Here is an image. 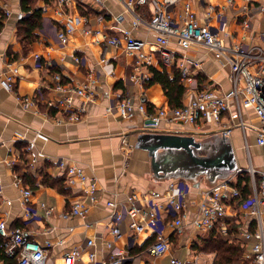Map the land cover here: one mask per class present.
<instances>
[{"label":"crops","instance_id":"1","mask_svg":"<svg viewBox=\"0 0 264 264\" xmlns=\"http://www.w3.org/2000/svg\"><path fill=\"white\" fill-rule=\"evenodd\" d=\"M40 0L38 6L44 8L43 27L38 28V39L27 49L20 33L19 13L22 0H0V8L5 11V18L0 17V219H5L10 227H22L41 244L52 241L49 248L50 264H64V253L77 247L81 256L75 264H114L111 260L113 250L121 251L122 264H169L171 256H177L187 262L197 264H214L217 252L207 249L208 241L223 234L220 228L198 230L191 219L197 211L205 189L216 186L229 175L226 168H208L205 174L194 177L189 185L188 200L190 215L185 220L182 231L171 224L173 216L163 213L165 227L163 235L170 241V251L159 255L149 248L157 233L152 229L141 233H133L129 228V218L120 225L122 235L117 237L111 233L110 214L112 208L108 200H125L134 193L141 196L152 190L164 191L173 181H182V162L177 149L158 150L152 152L142 142L143 136L150 134L193 135L207 144L206 157L216 158L226 149L233 153L235 167H247L250 163L258 170H264V144L257 142L260 121L253 107H244L243 118L250 124L246 131L234 126L226 135L222 125L213 119H207L198 126L183 124L177 121L160 120L157 127H147L146 119L141 114L132 118H123L119 113H109L107 107L126 95L135 103L145 102L152 109L169 107V100L160 83L141 84L133 79L137 72L152 75V68L172 71V67L163 65L156 46L154 33L143 28L134 29L137 38L147 42L146 50H152L155 58L151 65L138 68L136 56L130 55L123 46L107 45L102 40V33L119 34L120 29L131 28L130 16L124 12L118 0H103L101 6L93 0H79L77 6H69L62 11L58 0ZM186 2H191L199 20L208 23L227 43L257 42L260 32H264V0H181L175 14L178 15ZM81 4L89 5L93 12L84 14L80 11ZM212 5L222 10L225 15L222 30L215 14L208 15L207 6ZM248 6V10L245 6ZM153 4L141 6L140 12L150 16ZM8 12V14H7ZM82 15L88 22L79 25L71 35L68 43L62 45L57 40V31L66 27L70 17ZM124 15L121 22L116 20ZM249 21V26L244 24ZM87 29V30H86ZM179 55L196 59H204L202 70L194 84L186 82L187 87L183 103L189 102L198 88H212L218 93L231 90L230 68L220 64L214 56L201 46H193L185 50L174 43ZM42 56V66L36 65L35 54ZM81 56L83 63L75 62V56ZM17 68V77L13 92L1 86L6 73ZM53 68H58L67 81L83 84L88 75L95 77L96 99L85 101L76 97L75 103L85 108L79 121L58 123L57 118H67L58 106L57 100L61 93L55 89ZM140 74V76H142ZM29 97L35 105L25 106L19 99ZM236 107L230 109L224 117L225 125L231 123V114ZM24 139H20V137ZM129 136L130 147H124V137ZM35 144L37 162L30 165V153L27 157L24 146ZM58 159H65L84 167L90 177L98 182L99 201L93 205L87 216L64 217L70 210L71 203L83 195L84 186L72 185L66 170L59 167ZM194 169H198L194 166ZM221 169V170H220ZM199 170V171H200ZM64 178L67 192L58 185H52L46 178ZM31 188L29 205L24 203L23 190ZM54 205L56 210L46 214L41 203ZM227 219H234L239 229L253 230L255 221L241 208L240 201H230ZM34 216H28L27 207ZM225 235V234H224ZM94 239L92 247L96 258L90 260L86 243ZM237 238L247 247L257 240ZM112 242L113 248L107 246ZM248 264H253L245 258Z\"/></svg>","mask_w":264,"mask_h":264},{"label":"built area","instance_id":"2","mask_svg":"<svg viewBox=\"0 0 264 264\" xmlns=\"http://www.w3.org/2000/svg\"><path fill=\"white\" fill-rule=\"evenodd\" d=\"M103 6V0H93ZM124 12L130 16L131 28L120 29L119 34L102 33V40L107 45L123 46L130 55L136 56L138 68L144 65H151L155 58L152 50L145 49L147 42L139 39L134 34V29L145 28L154 33V45L159 53L160 59L166 67H177L184 84L186 82H197V75L202 70L205 60L179 55L174 48V43L181 48L188 50L193 46H201L209 51L214 58L222 65L230 68V81L232 88L226 93H218L212 88H198L194 97L182 106L163 107L152 109L145 102L135 103L126 93L119 95L108 107L109 113H119L123 118H132L136 114H141L146 119L147 127H157L162 119L177 121L183 124L198 126L207 119H213L218 125H222L226 135L231 133L234 126H240L243 131L249 127L243 118L244 107H253L260 121L258 128L257 142L264 144V33H261L257 42L225 43L223 37L214 31L208 23H202L191 2H186L180 13L175 14L177 4L181 0H118ZM251 0H247L250 2ZM79 0H58L62 11L69 6H77ZM233 4V0H229ZM148 4H153L154 9L150 16L144 15L139 8ZM248 10V6H245ZM264 9V7H263ZM208 15L215 14L222 30L227 36L229 32L224 29L225 15L222 10H217L214 6H207ZM8 14V12H7ZM24 13H19L18 18L22 19ZM124 15H119L116 20L121 22ZM88 19L82 15L70 17L65 28L57 31V40L65 45L71 35L79 25L86 24ZM244 24L249 26V21ZM87 30V29H86ZM42 56L35 54L36 65L41 67ZM75 62L83 63V58L76 55ZM17 68L6 73L1 80V86L7 91L13 92L14 83L17 77ZM136 73L133 79L144 84L150 80L152 75H142ZM56 82L55 89L61 93L57 104L67 118H57L55 121L62 123L65 121H79L83 117L85 108L75 103L76 97H81L85 101L96 99L95 77L93 73L88 75V81L83 84H76L70 81H63V75L59 72L54 73ZM18 99L25 105H35V101L29 97ZM236 107L231 114V123L225 125L224 117L230 113L232 107ZM129 136L124 137V147H130ZM24 139V137H20ZM27 150L30 153V165L34 166L37 162L35 144L29 143ZM59 167L66 170L69 183L72 185L81 184L84 186L81 198L71 203L70 210L64 213V217L87 216L90 208L99 201L98 182L96 178L90 177L84 167L77 163H71L65 159H58ZM245 174L250 177L252 195L247 200H242V191L238 186V179ZM184 181H173L164 191L152 190L143 193L141 196L130 194L125 200H108L107 204L112 208L110 214V228L114 236H121V223L129 218V228L135 234L144 230L152 229L157 233V238L152 241L149 248L155 253L164 255L170 251L171 244L168 238L163 235L165 227L163 213H169L174 218L171 222L177 230L182 231L185 220L190 215V205L187 198L190 189ZM31 188L23 190L24 203L29 205ZM240 201L244 213L255 221V228L239 229V236L245 240L257 238V240L246 247L245 258L253 264H264V170L256 169L251 163L247 167H238L233 174L225 180L220 181L216 186L205 189L199 202L197 211L191 219L192 225L198 230L214 229L221 223L220 230L223 234L228 233L226 223L223 221L228 217V207L230 201ZM41 207L46 214L51 215L55 206L46 202L41 203ZM28 216H34L31 208L27 207ZM0 235L3 238V247L6 251L17 258L18 264H50L49 248L52 241L41 244L33 238L29 231L22 227H10L5 219H0ZM94 239H89L86 249L90 260L96 258L93 250ZM109 248H113L112 242H107ZM81 256V250L77 247L64 253V264H75L76 259ZM124 255L121 251L113 250L111 260L114 264H122ZM169 264H197L187 262L177 256H171Z\"/></svg>","mask_w":264,"mask_h":264},{"label":"trees","instance_id":"3","mask_svg":"<svg viewBox=\"0 0 264 264\" xmlns=\"http://www.w3.org/2000/svg\"><path fill=\"white\" fill-rule=\"evenodd\" d=\"M39 0H22V9L26 12L23 18L20 20L19 33L25 42L26 48L29 49L32 42L38 39V34L36 30L43 27L44 22V8L38 6ZM52 2L51 0H46V3ZM80 11L84 14H89L94 10L89 7V5L81 4L79 6ZM5 11L0 8V17L5 18ZM2 21H0L1 23ZM53 73H61L60 69L53 68ZM63 81H67L66 77H63ZM149 84L160 83L168 97L169 104L171 107L182 106L184 95L186 93L187 87L183 83L179 70L177 67H172V71H168L166 68L164 70H159L152 68V76L148 81ZM23 156L27 157L28 145L24 146ZM46 181L52 185H58V187L67 192L64 185V178L61 177H48ZM238 186L242 191V200H247L252 195V188L250 185V177L245 174L240 176L238 179ZM226 223L228 228L227 234H220L218 236H212L206 248L215 250L217 252V257L214 264H248L247 261L242 259V255L246 250V247L239 241L237 234L239 233V224L232 218L223 221ZM221 223H218L216 228L221 227ZM0 264H18L17 258L10 255L6 249L3 247V238L0 235Z\"/></svg>","mask_w":264,"mask_h":264},{"label":"water","instance_id":"4","mask_svg":"<svg viewBox=\"0 0 264 264\" xmlns=\"http://www.w3.org/2000/svg\"><path fill=\"white\" fill-rule=\"evenodd\" d=\"M142 142H146L147 145H145V147L154 153L158 150L166 151L170 149H177L180 151V149H184L189 152L192 160L194 161V165L198 169L206 170L208 168H221V166L226 165L227 167L224 168L230 169V173L233 174V172L238 168L234 165L233 153L229 149H226L216 158L206 157L204 151H206V148L208 147L207 144L193 135H164L153 133L146 137L143 136ZM231 175H227V177L222 180L227 179Z\"/></svg>","mask_w":264,"mask_h":264},{"label":"rangeland","instance_id":"5","mask_svg":"<svg viewBox=\"0 0 264 264\" xmlns=\"http://www.w3.org/2000/svg\"><path fill=\"white\" fill-rule=\"evenodd\" d=\"M39 2H40V0H39ZM261 33H264V32H260L259 34H261ZM179 152H180V158H181V162H182V170H181V175L183 176L182 181H186L188 184H191L192 181H194V177L199 176V174H202V175L205 174V171L200 170V169H194V166H195L194 161L192 160L188 151H186L184 149H180ZM221 167L224 168L227 166L224 165ZM230 172H231V170H230ZM231 174L232 173H229V175H231ZM149 231L150 230H147L144 234L146 235Z\"/></svg>","mask_w":264,"mask_h":264}]
</instances>
